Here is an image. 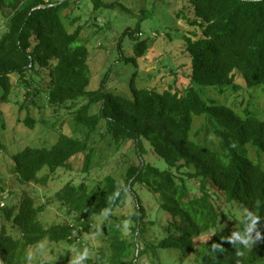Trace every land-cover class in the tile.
<instances>
[{
  "label": "trees",
  "instance_id": "16d2710c",
  "mask_svg": "<svg viewBox=\"0 0 264 264\" xmlns=\"http://www.w3.org/2000/svg\"><path fill=\"white\" fill-rule=\"evenodd\" d=\"M59 1L0 0V8L11 9L0 35L2 98L7 101L13 86H22L26 92L21 108L34 104L30 100L45 86L46 74L49 105L57 109L82 100L73 118L86 132L84 136L61 132L50 146L28 145L14 153L11 188L16 183H47L58 169H72V160L82 153V169L89 171L94 151L90 139L98 131L110 133L116 145L134 140L141 157L146 151L144 140H148L170 168L161 169L141 159L127 167L123 184L112 173L99 186L86 180L67 181L50 201L68 208L75 216L73 223L45 225L40 215L47 203L37 204L25 190L16 214L14 208L10 210L19 236L8 232L5 225L0 230V264H29L30 249L46 237L53 243L81 244L84 241L77 235L90 232L93 226L102 230L108 244L95 248V256H88L86 264H137L142 256L151 258L153 264H181L191 257V264H264V163L260 159L264 156V118L249 109L243 116L231 105L208 102L192 84L183 90L139 87L137 72L131 80V98L103 87L89 89L92 75L83 28L66 27L61 11L69 0L56 4ZM190 1L194 22L201 20L203 25L196 39L187 37L192 82L218 87L222 93L226 87L236 91L241 88L236 83L238 71L248 86L264 84V0ZM147 47L139 43L136 54L143 55ZM99 102L102 107L93 111ZM201 115L207 119L208 134L217 139L193 136L195 118ZM25 121L34 127L35 118L28 116ZM4 178L0 173L1 193L7 191ZM136 183L157 195L167 214L163 232H150L156 229L155 220L145 201L139 197L129 200ZM114 193L119 195L112 199ZM131 202L135 205L131 214L118 216L117 211ZM232 202L238 203L241 217L227 210ZM106 208L110 211L105 217L101 213ZM245 210L260 217L257 228L262 238L251 248L240 246L242 255H237V248L221 236L242 229ZM228 216L240 217L235 227L223 223ZM213 242L221 243L223 251L209 254ZM140 243L137 257L128 259V247L135 251ZM174 250L178 260L171 263L170 251Z\"/></svg>",
  "mask_w": 264,
  "mask_h": 264
},
{
  "label": "rangeland",
  "instance_id": "374dc122",
  "mask_svg": "<svg viewBox=\"0 0 264 264\" xmlns=\"http://www.w3.org/2000/svg\"><path fill=\"white\" fill-rule=\"evenodd\" d=\"M10 11V8H0V35L4 31V24ZM61 17L70 30L78 26L83 28L82 41L89 48L88 62L92 75L89 89L103 87L106 92L131 98V80L133 74L137 72L136 82L139 87L155 86L163 90L177 86L183 90L192 84L208 102L226 103L243 116L244 111L249 109L258 117L264 118V84L248 86L238 71L236 83L241 88L236 91L232 87H226L222 93L218 87L192 82L190 76L192 56L186 49L187 37L191 40L196 39L198 34H201L203 25L201 20L198 23L194 22L195 9L190 0H99L98 3L95 0H69L61 11ZM141 42L147 43L148 47L143 55H137L136 46ZM11 75L13 79L16 78L15 73ZM43 83L45 86H42L41 92L29 99L31 102L34 99L35 103L24 108H21L25 100L24 87L13 86L9 99L4 101L3 87L0 85V173L5 177L6 190L10 193L5 200L6 205L3 208L0 206V230L5 225L7 231L14 236H19L20 231L18 227L12 225L13 216L18 210L25 190L34 195L37 204L47 203L45 211L40 215L45 225L60 221L73 223L75 216L67 211L68 208L56 200L50 201L55 197V192L67 181L80 183L86 180L91 186H96L101 185L104 177L112 173L118 182L123 184L127 167L131 163H139L141 159L161 169L170 168L167 161L155 153L148 140H144L143 146L146 151L141 157L134 140H125L116 145L111 140L110 133L101 135L102 132L98 131L90 139L94 151L89 171L84 172L82 169L85 156L82 153L72 160V169L67 167L58 169L47 183L32 182L23 185L16 183V186L11 188L10 183L15 176L10 173L13 169L14 153L28 145L50 146L61 132L76 136H84L86 132V129L76 124L73 118V110L83 101H69L54 109L48 101L46 74ZM100 107L102 104L96 103L92 110L98 111ZM28 116L35 118L34 127H29L25 121ZM207 126L205 116H196L193 136L212 141L217 139L216 136L208 134ZM252 154L256 155L254 151ZM260 159L264 163L263 155ZM135 197L147 203L155 220L156 229L150 232H163L167 214L161 208L157 195L146 186L136 183L134 190L130 192L129 200ZM134 206V202H131L126 209H119L118 216L131 214ZM229 206L228 211L232 213L234 211L241 217L242 210L238 203L232 202ZM13 208L14 214L10 215ZM240 217L235 219L228 216L223 219V223H230L228 226L235 227ZM98 220L102 222V217ZM105 236L100 228L93 226L90 232L77 235L85 242L81 244L79 242L69 244L65 241L53 243L46 237L30 249L29 264H40L45 261L71 264V258L84 249L88 250V256H95V248L107 247L108 241ZM128 248L127 258L131 259L130 256L135 254L133 257L135 259L138 254L137 248H142V243L135 246V251H130V248L134 247ZM170 256L171 263L178 260L175 250L170 251ZM191 263L192 257L181 262ZM137 264L153 263L148 256H142L138 258Z\"/></svg>",
  "mask_w": 264,
  "mask_h": 264
},
{
  "label": "clouds",
  "instance_id": "9594fccd",
  "mask_svg": "<svg viewBox=\"0 0 264 264\" xmlns=\"http://www.w3.org/2000/svg\"><path fill=\"white\" fill-rule=\"evenodd\" d=\"M116 195H119V193H114L112 199H114ZM7 197H9V193ZM109 211L110 209L106 208L103 210L101 215L106 217ZM259 221H260V217L256 216L250 210H245L244 219L242 221L243 224L242 229L240 231H233L230 236L227 237L221 236V240H227L235 248H237V255H242V253L239 251L240 246H243L245 249L251 248L258 240L262 238V233L257 228ZM126 227H127V222L125 221V228ZM254 231H255V235H253ZM221 245L222 244L219 242H213L211 244V249L209 254L215 253L217 251H223ZM87 257H88V250L84 249L82 252L78 253L75 257L71 258V264H84V261L86 260ZM28 259L30 260L31 257L29 256Z\"/></svg>",
  "mask_w": 264,
  "mask_h": 264
},
{
  "label": "built area",
  "instance_id": "2783aa9c",
  "mask_svg": "<svg viewBox=\"0 0 264 264\" xmlns=\"http://www.w3.org/2000/svg\"><path fill=\"white\" fill-rule=\"evenodd\" d=\"M8 193L7 192H2L0 195V206H4L6 204L5 199L7 198Z\"/></svg>",
  "mask_w": 264,
  "mask_h": 264
},
{
  "label": "water",
  "instance_id": "95a60500",
  "mask_svg": "<svg viewBox=\"0 0 264 264\" xmlns=\"http://www.w3.org/2000/svg\"><path fill=\"white\" fill-rule=\"evenodd\" d=\"M64 0H60L59 2H57L56 4H59V3H61V2H63ZM50 5H52V4H50Z\"/></svg>",
  "mask_w": 264,
  "mask_h": 264
}]
</instances>
